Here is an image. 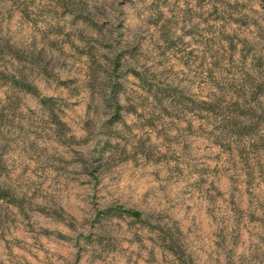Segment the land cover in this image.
Wrapping results in <instances>:
<instances>
[{
  "label": "rangeland",
  "instance_id": "obj_1",
  "mask_svg": "<svg viewBox=\"0 0 264 264\" xmlns=\"http://www.w3.org/2000/svg\"><path fill=\"white\" fill-rule=\"evenodd\" d=\"M0 264H264V0H0Z\"/></svg>",
  "mask_w": 264,
  "mask_h": 264
},
{
  "label": "trees",
  "instance_id": "obj_2",
  "mask_svg": "<svg viewBox=\"0 0 264 264\" xmlns=\"http://www.w3.org/2000/svg\"><path fill=\"white\" fill-rule=\"evenodd\" d=\"M4 194L6 195V194H8V192L4 191ZM122 212L127 214V215H129V216H131V217H133V218H136L138 220H140V218H141L140 213H138L136 211H133V210H125V211H122Z\"/></svg>",
  "mask_w": 264,
  "mask_h": 264
}]
</instances>
